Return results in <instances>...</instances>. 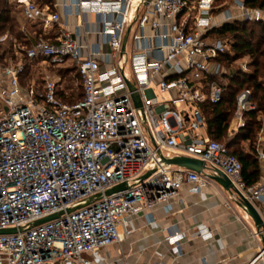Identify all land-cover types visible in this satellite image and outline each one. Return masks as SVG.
I'll return each mask as SVG.
<instances>
[{
	"label": "built area",
	"instance_id": "2783aa9c",
	"mask_svg": "<svg viewBox=\"0 0 264 264\" xmlns=\"http://www.w3.org/2000/svg\"><path fill=\"white\" fill-rule=\"evenodd\" d=\"M217 1L6 0L28 44L0 33V229H16L0 234V264H95L131 234L134 219L144 214L151 224L147 211L160 205L170 212L183 185L200 190L214 170L264 222V177L246 184L240 161L208 136L201 109L222 100L228 77L250 71L247 58L225 64L232 42L211 31L235 20L264 21V6ZM60 10L79 16L76 31L61 21ZM128 28L129 57L126 45L121 50ZM36 68L39 79L28 83L27 70ZM66 68L81 84L82 97L72 103L57 95L62 85L53 70ZM255 108L249 89L237 94L229 136ZM177 156L204 162L203 172L164 161ZM258 158L263 161L262 152ZM119 184L125 189L104 194ZM98 193L101 198L82 205ZM239 194H232L235 202ZM254 235L264 237V229ZM210 236L208 227L197 234L200 241ZM184 238L173 227L153 264H168L166 255L178 262ZM258 260L263 246L247 264Z\"/></svg>",
	"mask_w": 264,
	"mask_h": 264
},
{
	"label": "crops",
	"instance_id": "0c3cea01",
	"mask_svg": "<svg viewBox=\"0 0 264 264\" xmlns=\"http://www.w3.org/2000/svg\"><path fill=\"white\" fill-rule=\"evenodd\" d=\"M60 13L61 21L67 24L68 29L76 31L79 16H67L62 10ZM86 19L92 22L94 16L89 14ZM88 39L93 40L92 37ZM180 197L181 201L174 203L168 213L160 205L147 211L153 218L149 225L146 224L144 214L134 219L128 228L131 234L124 238L120 247L106 248L102 254L103 259L95 264L159 263L160 254L165 252L160 241L173 227L185 234L182 254L178 262H172L168 255L162 262L198 264L205 259L210 264H247L256 255L262 240L254 235L257 230L253 222L243 218L244 211L220 185L211 181L208 186L193 192L192 186L185 184L181 188ZM204 227L211 230V236L200 241L197 234ZM255 264H264V260H258Z\"/></svg>",
	"mask_w": 264,
	"mask_h": 264
},
{
	"label": "trees",
	"instance_id": "16d2710c",
	"mask_svg": "<svg viewBox=\"0 0 264 264\" xmlns=\"http://www.w3.org/2000/svg\"><path fill=\"white\" fill-rule=\"evenodd\" d=\"M37 1L40 4H52V0ZM244 3L248 8L264 6V0H244ZM10 12L11 7L6 0H0V33L9 31L24 44H28L20 32L19 20L12 18ZM254 28L258 29L257 36H254ZM211 35L232 42V55L225 57L227 66L236 60L247 58L250 71L248 73L236 72L232 77H228L221 101L201 105L206 120V132L211 139L221 142L226 137L229 122L235 112L237 94L244 89L251 91V101L256 108L245 112V125L224 144L228 152L240 161L242 177L246 184L253 185L264 177V158L263 161L258 158L259 152H262L264 156V135L261 148H257L255 144L256 136L261 129L259 115H264V21L226 22L213 29ZM60 71L65 83L78 79L73 68ZM73 72L75 73L73 78L72 76L65 77V74L69 75ZM30 75L31 73L27 74L28 77ZM57 95L62 101L72 103L81 99L82 90L79 94H74L69 87L65 86L57 92Z\"/></svg>",
	"mask_w": 264,
	"mask_h": 264
},
{
	"label": "water",
	"instance_id": "95a60500",
	"mask_svg": "<svg viewBox=\"0 0 264 264\" xmlns=\"http://www.w3.org/2000/svg\"><path fill=\"white\" fill-rule=\"evenodd\" d=\"M128 33H129V28L127 29L125 36L123 38V42H122V47L121 50L123 51L126 45V41H127V37H128ZM129 88L132 89L131 84H129ZM137 105H139V101H138V97L136 94L133 95ZM166 162V164H170V165H176L179 167H183L185 169L191 170V171H195L196 173H202L203 169H204V162L198 160V159H194V158H190V157H185V156H177V157H173V158H168L164 160ZM150 172L146 173L143 177H146L147 175H149ZM205 175L212 181H214L215 183H217L218 185H220L225 191H227L228 193H230L231 195L235 192L237 194H239L236 190H234L232 188V184L230 182V180L219 170H214V173L212 174H207L205 173ZM126 185L125 184H119L116 185L114 187H111L109 189H107L104 194L105 195H109L113 192L119 191V190H123L125 189ZM240 199L238 201H236L235 203L237 204L238 207H240L252 220L253 225L255 227V229L258 231L261 228L264 229V222L260 216V214L258 213V211L256 210V208L245 198H243L240 194ZM102 197V194L98 193L95 194L94 196H92L91 198H89L88 200H86L82 205H86L88 204L90 201L92 200H97L99 198ZM58 214H53L50 215L48 217L39 219L37 221H35L32 225H38L41 224L43 222L52 220L54 218H57ZM16 229L15 228H6V229H0V234H8V233H15ZM261 240H262V246L264 247V237L261 236Z\"/></svg>",
	"mask_w": 264,
	"mask_h": 264
},
{
	"label": "rangeland",
	"instance_id": "374dc122",
	"mask_svg": "<svg viewBox=\"0 0 264 264\" xmlns=\"http://www.w3.org/2000/svg\"><path fill=\"white\" fill-rule=\"evenodd\" d=\"M219 3H221V0H218L216 5H218ZM257 32H258V29L254 28V36H257ZM130 51H131V45H130V40H128L127 44H126V52H127L128 57L130 56ZM39 70H40V68H36L32 72L27 70V74L31 73L29 79L27 80L28 83L31 80V77L34 80H36V81L39 79V76H40ZM60 70L57 69V70H53V71L59 78H62L61 77L62 74H61ZM126 74L129 77L132 76V69H131L130 62H128L127 65H126ZM73 75L75 76L74 72L72 74H69V75L65 74V77L72 76V78H73L74 77ZM60 82H61V85H62L63 88H65V86L69 87L74 94H79L81 92V84H80V81L77 78L74 79L73 81H71L70 83H65L64 78H62V80L60 79ZM163 96L165 98H168V95H163ZM259 120L261 122V129L258 131V134L256 136V140H255V144H256L257 148H261L262 142H263L262 138H263V135H264V115H259ZM231 137L232 136H229L228 133H227L226 137L223 140H221V142L225 143ZM229 198H231V197L229 196ZM243 218H247V220H249V222H252L251 218L246 213H245V215H243ZM117 247H120V244Z\"/></svg>",
	"mask_w": 264,
	"mask_h": 264
}]
</instances>
